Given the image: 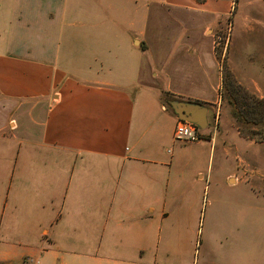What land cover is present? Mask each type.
<instances>
[{
	"label": "crops",
	"instance_id": "0c3cea01",
	"mask_svg": "<svg viewBox=\"0 0 264 264\" xmlns=\"http://www.w3.org/2000/svg\"><path fill=\"white\" fill-rule=\"evenodd\" d=\"M111 1L0 0V264L23 252L40 264H172L158 262V250L171 249L160 234L180 233L182 210L195 213V185L183 196V176H171L185 155L174 163L162 145L175 143L173 109L204 104L207 125L218 104L216 6L130 0V22L71 19ZM157 5L175 9L168 23L153 19Z\"/></svg>",
	"mask_w": 264,
	"mask_h": 264
},
{
	"label": "rangeland",
	"instance_id": "374dc122",
	"mask_svg": "<svg viewBox=\"0 0 264 264\" xmlns=\"http://www.w3.org/2000/svg\"><path fill=\"white\" fill-rule=\"evenodd\" d=\"M140 1L142 5L144 0ZM203 2L216 6V18L211 20L215 24L209 30V37L213 41L216 60L221 65L222 85L218 104L214 108L208 107L210 114L205 134L198 130L195 142L199 143L175 142L171 145L167 141L162 145L166 159L170 157V148H174V163L179 153L185 155L174 167L179 173L171 176H183L187 183L182 185L183 196L192 197L191 185H195L197 200L195 213L182 210L184 219L180 233L167 237L160 234L162 240H169L171 249L164 252L160 248L158 262L167 256L172 264H179L180 261H187L188 264H264V140L256 141L239 133L241 130L257 133L262 126L257 123V113H243L241 106L247 102L245 93L264 99V0ZM110 7L102 12L94 6L93 9L77 12L76 17L71 19L90 22L118 19L122 23L137 19L136 7L130 0H112ZM157 7L160 10L153 19L168 23L175 9L168 8L167 12V7ZM142 10L141 7L140 12ZM77 30L83 32L84 29ZM165 30L169 33L173 29L167 25ZM49 35L52 34L46 32V36ZM202 43L204 46L199 54L207 66L209 60L214 61V57L210 55V41L203 40ZM208 69L210 80L216 81V69L209 65ZM150 99L147 95L142 97L144 101ZM155 104L150 105L153 110L150 116L154 123H159L164 114ZM254 137L259 136L254 134ZM181 148L185 151H177ZM198 175L202 176L201 179ZM176 216L174 211L173 222ZM22 254L40 264V256L30 252ZM24 255L11 264H33L27 262Z\"/></svg>",
	"mask_w": 264,
	"mask_h": 264
},
{
	"label": "trees",
	"instance_id": "16d2710c",
	"mask_svg": "<svg viewBox=\"0 0 264 264\" xmlns=\"http://www.w3.org/2000/svg\"><path fill=\"white\" fill-rule=\"evenodd\" d=\"M195 1H197L198 3H202L203 0H195ZM245 94H246L245 99L247 100V102H245L241 106L243 108L242 112L244 113L246 111L250 115H255V113H257L258 114L257 120H259L257 123L262 124V126L259 129V131H256L257 133H252V131L245 132L242 130L239 131V133L242 134L241 136L243 137L253 138L256 141L264 140V99L257 98L252 94H248V93ZM254 134L258 135L259 137L255 138Z\"/></svg>",
	"mask_w": 264,
	"mask_h": 264
},
{
	"label": "water",
	"instance_id": "95a60500",
	"mask_svg": "<svg viewBox=\"0 0 264 264\" xmlns=\"http://www.w3.org/2000/svg\"><path fill=\"white\" fill-rule=\"evenodd\" d=\"M173 110L180 121L193 124L200 130L206 127L207 108L204 105L197 102H185L177 111Z\"/></svg>",
	"mask_w": 264,
	"mask_h": 264
},
{
	"label": "built area",
	"instance_id": "2783aa9c",
	"mask_svg": "<svg viewBox=\"0 0 264 264\" xmlns=\"http://www.w3.org/2000/svg\"><path fill=\"white\" fill-rule=\"evenodd\" d=\"M198 130L195 125L178 119L172 133L173 141L177 143H193L198 140ZM25 260L29 263H37L36 260L29 257H26Z\"/></svg>",
	"mask_w": 264,
	"mask_h": 264
}]
</instances>
